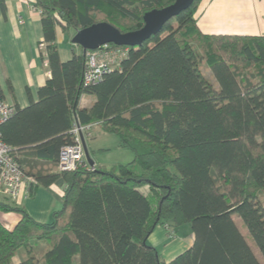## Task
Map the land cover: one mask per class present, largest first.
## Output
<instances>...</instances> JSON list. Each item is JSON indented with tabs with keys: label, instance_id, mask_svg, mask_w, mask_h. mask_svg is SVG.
Masks as SVG:
<instances>
[{
	"label": "trees",
	"instance_id": "16d2710c",
	"mask_svg": "<svg viewBox=\"0 0 264 264\" xmlns=\"http://www.w3.org/2000/svg\"><path fill=\"white\" fill-rule=\"evenodd\" d=\"M174 1L33 0L51 76L37 101L14 105L0 132L35 178L30 191L62 179L64 202L42 222L1 200V211L21 217L13 228L0 221V264H264V35L204 32L196 0L128 46L98 83L84 85L80 44L61 59L57 27L107 21L136 30L147 11ZM83 94L94 98L89 107L80 106ZM75 120L116 134L134 159L60 170ZM185 223L194 242L166 261L148 239L159 224L172 232Z\"/></svg>",
	"mask_w": 264,
	"mask_h": 264
},
{
	"label": "crops",
	"instance_id": "0c3cea01",
	"mask_svg": "<svg viewBox=\"0 0 264 264\" xmlns=\"http://www.w3.org/2000/svg\"><path fill=\"white\" fill-rule=\"evenodd\" d=\"M34 6L33 0H5L4 8L0 4V93L8 102L21 107L39 99V87L51 76L47 59L42 55L43 16ZM195 15L207 33L264 35V0H200ZM75 33V29L64 32L57 27V44L63 61L69 60L74 51H82L73 45ZM93 99L92 95L83 94L80 106L89 107ZM96 127L99 124L92 127L87 144L97 137ZM118 158L116 162L128 163L134 159V153L122 150ZM64 192L65 182L59 179L34 191L27 186L25 196L12 201L0 186V201L22 206L38 221L49 222L54 211L63 206ZM20 217L17 212L0 210V221L8 228H13ZM148 242L157 248L161 258L170 261L193 244L194 233L186 229L180 235L177 228L169 232L165 225L159 224Z\"/></svg>",
	"mask_w": 264,
	"mask_h": 264
},
{
	"label": "built area",
	"instance_id": "2783aa9c",
	"mask_svg": "<svg viewBox=\"0 0 264 264\" xmlns=\"http://www.w3.org/2000/svg\"><path fill=\"white\" fill-rule=\"evenodd\" d=\"M34 9L40 14L43 12L40 7L34 6ZM128 53V46L112 47L109 43L97 49L88 50L87 66L83 75L84 85L89 86L101 81L106 73L119 67L120 61ZM14 112L15 106L5 100L0 94V125ZM95 124H83L78 120L73 122L70 133L74 136V142L66 144L61 148L58 160L60 170L70 171L80 166L95 169L86 158L84 145V139L86 140L91 135L92 127ZM30 183H36L35 178L24 172L17 158L14 156L13 148L3 140L0 132V186L3 192L11 200L18 201L25 196V191Z\"/></svg>",
	"mask_w": 264,
	"mask_h": 264
},
{
	"label": "water",
	"instance_id": "95a60500",
	"mask_svg": "<svg viewBox=\"0 0 264 264\" xmlns=\"http://www.w3.org/2000/svg\"><path fill=\"white\" fill-rule=\"evenodd\" d=\"M195 1L175 0L165 7L149 10L144 14L143 27L127 32H122L119 28L107 21L97 22L88 27L76 30L72 42L80 44L85 53L87 50L97 49L107 43L138 46L152 36L159 34L170 19L188 10L193 6ZM84 145L86 158L89 164L95 167V161L90 157L85 139Z\"/></svg>",
	"mask_w": 264,
	"mask_h": 264
},
{
	"label": "rangeland",
	"instance_id": "374dc122",
	"mask_svg": "<svg viewBox=\"0 0 264 264\" xmlns=\"http://www.w3.org/2000/svg\"><path fill=\"white\" fill-rule=\"evenodd\" d=\"M253 67L252 69H254ZM249 70V69H246ZM97 137L91 140L89 144H87V148L90 154V157L96 162L97 169H105V168H113L114 166H118V154L121 153L122 150L130 149H122L123 147L118 146V137L114 133L105 132L100 127H96L95 129ZM190 223H185L179 227L177 230L180 235L185 233L186 229H191Z\"/></svg>",
	"mask_w": 264,
	"mask_h": 264
}]
</instances>
